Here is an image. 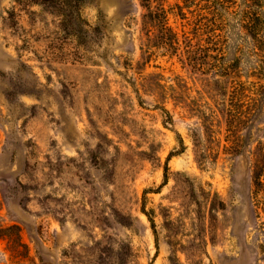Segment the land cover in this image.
Segmentation results:
<instances>
[{"label":"rangeland","instance_id":"374dc122","mask_svg":"<svg viewBox=\"0 0 264 264\" xmlns=\"http://www.w3.org/2000/svg\"><path fill=\"white\" fill-rule=\"evenodd\" d=\"M150 2L196 68L140 0H0V264H264V0Z\"/></svg>","mask_w":264,"mask_h":264},{"label":"trees","instance_id":"16d2710c","mask_svg":"<svg viewBox=\"0 0 264 264\" xmlns=\"http://www.w3.org/2000/svg\"><path fill=\"white\" fill-rule=\"evenodd\" d=\"M140 1L145 11L142 14V24H144V26L145 24H148L145 33V35H148L147 37L149 38L148 45L152 43L151 45L152 47L163 48V50L167 52L169 55L171 56L175 55L182 65L188 66V68L189 67L196 68L199 65L198 61H200L197 55L196 48L189 50L182 46L181 42L185 41L186 38L183 37L182 40L180 41L177 32L174 31L173 27L168 22L167 10L165 9V7L162 4L152 5L150 0H140ZM151 27L156 28L158 33L156 34L151 33L154 36L149 37V32ZM146 52H148V46H142V53L145 55ZM225 71H221V72L217 71L214 72L213 75L209 74L207 81L210 80L215 81L218 79V77L228 76L229 73ZM234 87L238 88V84H234L232 89L229 90V92H227L226 94L224 93L219 94L223 98H221L219 102L220 103L219 105L221 106L217 108L218 116L222 117L220 118L221 121H223L226 128L229 129L230 139L232 141L235 140L236 137L235 131L237 129L233 127V124L237 117L233 115L231 107L229 108L228 106H226V102L234 97H238L237 96L238 89H235ZM225 96H228L227 100H225ZM160 109H162L164 112L167 113V110L164 109L163 107H160ZM194 146L196 147L195 143ZM18 241L20 242V239ZM22 245L26 247L25 244L22 243Z\"/></svg>","mask_w":264,"mask_h":264}]
</instances>
